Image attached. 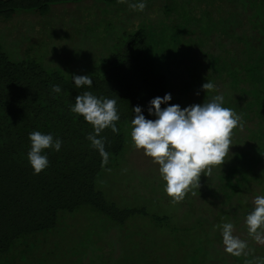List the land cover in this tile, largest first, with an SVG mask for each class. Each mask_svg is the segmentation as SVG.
Segmentation results:
<instances>
[{"label":"trees","instance_id":"1","mask_svg":"<svg viewBox=\"0 0 264 264\" xmlns=\"http://www.w3.org/2000/svg\"><path fill=\"white\" fill-rule=\"evenodd\" d=\"M82 1L0 0V18H10L21 10L44 16L54 4ZM207 1L208 17L223 21V33L219 30L217 40L212 36L206 43L207 47L213 43L218 50L214 54L208 49L196 53L194 62L188 59L184 64L199 61L197 64L207 65L212 70L215 92L223 94V106L242 118L243 127L234 130L232 146L223 163V224L232 223L235 236L254 208L250 200L264 195V0H223L219 8L216 3L210 4L213 0ZM127 38L123 50L100 64L98 75L91 77L93 85L79 88L72 78L66 79L35 61L12 62L0 45V255L8 254L21 238L53 229L61 212L74 213L90 207L120 225L140 213L135 209L119 210L95 189V181L106 164L102 166L101 155L87 139L94 134L93 126L70 111L76 96L84 92L117 101L119 133L106 128L100 134L105 138L110 160L124 149L122 127L131 124L134 107L140 106L148 118L149 102L169 94V81L171 86L179 77L189 82L184 73L168 80L157 70L145 30L139 29ZM165 64L168 70L172 68V62ZM53 85H59L61 92H53ZM200 90L188 94L189 103L201 99L202 87ZM173 103L172 97L161 108ZM33 131L62 140L59 151L43 150L49 165L38 175L27 156L31 148L29 133ZM249 167H253L250 175L245 172ZM245 232L244 237H238L247 242V255H231L223 245V264H256L257 258L264 260V247L255 246L247 229Z\"/></svg>","mask_w":264,"mask_h":264},{"label":"rangeland","instance_id":"2","mask_svg":"<svg viewBox=\"0 0 264 264\" xmlns=\"http://www.w3.org/2000/svg\"><path fill=\"white\" fill-rule=\"evenodd\" d=\"M140 2L146 3L143 11L129 7ZM207 2L126 0L109 4L84 0L54 4L44 16L21 10L10 18H0V45L12 62L35 61L66 79L92 77L98 75L100 64L123 50L127 36L143 29L155 53L157 70L168 80L181 73L188 77L189 82L179 77L172 86L169 81L173 105L183 109L223 96L214 90L200 92L201 99L190 103L187 97L201 91L207 81L213 82L207 65L197 64L199 61L184 64L188 59L194 62L196 53L218 50L206 43L223 33V21L208 17ZM213 3L219 8L223 0ZM167 61L173 63L170 70ZM122 129L124 149L108 160L95 189L119 210L140 213L120 225L90 207L61 212L53 229L21 238L8 254L0 255V264H223V164L213 167L210 176L201 174L200 187L174 204L164 191L159 166L134 146L131 124H123ZM252 168L245 172L250 175ZM252 189L258 190L254 185ZM240 227L235 236L244 237L247 225L242 222ZM254 245L264 247L255 240Z\"/></svg>","mask_w":264,"mask_h":264},{"label":"clouds","instance_id":"3","mask_svg":"<svg viewBox=\"0 0 264 264\" xmlns=\"http://www.w3.org/2000/svg\"><path fill=\"white\" fill-rule=\"evenodd\" d=\"M125 3L126 0H118ZM136 11H143L145 2L129 4ZM72 80L79 88L87 85L91 87L93 80L88 75H73ZM202 90L211 92L215 85L207 81ZM52 91L60 93L59 85H53ZM171 94L156 97L149 102V115L156 119H147L140 106L133 108L135 113L131 121V140L137 149L143 150L153 163L159 166V173L165 182L164 191L172 202L183 201L192 188L200 187L201 174L210 176L213 167L222 165L232 146L234 130L243 127L242 118L233 109L222 106L224 97L215 95L203 104H193L181 109L178 104L161 108L168 104ZM117 101L105 97L97 98L91 92H84L75 98L70 111L82 116L94 128L87 139L91 146L98 150L102 157V166L108 163L109 153L105 150V138L100 134L106 128L113 133H119L116 122L120 116L116 107ZM100 137V138H97ZM31 148L28 161L39 174L49 165L47 155L42 154L45 149L59 151L62 140L54 139L51 134L40 131L29 133ZM254 208L246 216L248 234L256 242L264 244V195L254 198ZM234 225L224 223L221 226L225 251L234 256L247 255V242L233 235ZM246 264H253L246 261ZM256 264H264V260L257 258Z\"/></svg>","mask_w":264,"mask_h":264}]
</instances>
